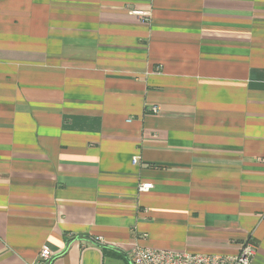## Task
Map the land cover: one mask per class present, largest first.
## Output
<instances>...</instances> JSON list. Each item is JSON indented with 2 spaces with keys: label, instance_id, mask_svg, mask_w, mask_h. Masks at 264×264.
<instances>
[{
  "label": "crops",
  "instance_id": "crops-1",
  "mask_svg": "<svg viewBox=\"0 0 264 264\" xmlns=\"http://www.w3.org/2000/svg\"><path fill=\"white\" fill-rule=\"evenodd\" d=\"M137 240L264 264V0H0V264Z\"/></svg>",
  "mask_w": 264,
  "mask_h": 264
},
{
  "label": "built area",
  "instance_id": "built-area-1",
  "mask_svg": "<svg viewBox=\"0 0 264 264\" xmlns=\"http://www.w3.org/2000/svg\"><path fill=\"white\" fill-rule=\"evenodd\" d=\"M140 14L146 16L145 13ZM150 109L153 112L160 111L158 105ZM134 162H137V158H134ZM152 186V183H145L140 189L146 190ZM256 251L257 247L251 240H247L237 254L194 253L144 245L137 240L129 253V260L131 264H252ZM53 257L54 252L44 247L37 260L26 264H49Z\"/></svg>",
  "mask_w": 264,
  "mask_h": 264
},
{
  "label": "rangeland",
  "instance_id": "rangeland-1",
  "mask_svg": "<svg viewBox=\"0 0 264 264\" xmlns=\"http://www.w3.org/2000/svg\"><path fill=\"white\" fill-rule=\"evenodd\" d=\"M128 258H129V255H128ZM107 264H126V263L123 260H114V261H111V263L107 262Z\"/></svg>",
  "mask_w": 264,
  "mask_h": 264
}]
</instances>
